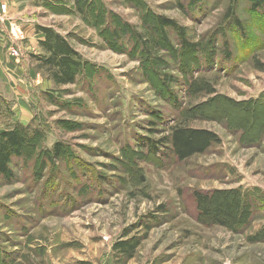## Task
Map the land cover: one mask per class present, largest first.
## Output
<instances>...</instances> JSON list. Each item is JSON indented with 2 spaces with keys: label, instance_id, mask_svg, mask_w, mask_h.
Listing matches in <instances>:
<instances>
[{
  "label": "rangeland",
  "instance_id": "obj_1",
  "mask_svg": "<svg viewBox=\"0 0 264 264\" xmlns=\"http://www.w3.org/2000/svg\"><path fill=\"white\" fill-rule=\"evenodd\" d=\"M43 1L0 5L12 25L0 131H40L13 180L0 179V264H264V239L248 240L264 228V6L235 0L238 28L225 21L233 0H91L84 15L73 0ZM28 9L42 15L29 35L15 22ZM159 15L205 50L181 48L169 30L145 54L134 32ZM38 26L70 37L84 68L73 84L55 87L36 69ZM179 125L219 142L177 161L164 139ZM56 142L69 153L53 167L43 156ZM232 189L257 197L248 226L199 222L193 192ZM135 239L131 258L113 249Z\"/></svg>",
  "mask_w": 264,
  "mask_h": 264
},
{
  "label": "trees",
  "instance_id": "obj_2",
  "mask_svg": "<svg viewBox=\"0 0 264 264\" xmlns=\"http://www.w3.org/2000/svg\"><path fill=\"white\" fill-rule=\"evenodd\" d=\"M91 0H73L74 9L83 15L87 12L88 3ZM132 1V0H131ZM139 2V0H133ZM238 2V0H236ZM251 10H259L264 6V0H245ZM235 0L230 4V9L225 15V21L233 22L237 27L240 23L235 16ZM154 28L136 33L135 38L142 44L145 54L154 55L159 49V38L167 42V31L171 30L177 35L178 44L186 50H205L203 43H190L185 34V29L179 27L174 21L161 15L155 17ZM125 28L128 29L126 25ZM42 34L43 39L39 40L38 47L42 50L39 54L31 55L35 61L36 69L49 78L55 87H63L73 84L76 77L84 70L78 52L70 41V37L58 34L48 27L36 28ZM152 31V32H151ZM226 44V43H225ZM208 45L214 46L212 41ZM260 68H264L261 65ZM191 88L197 92L204 91L205 87L201 82L191 83ZM262 116V113L259 117ZM258 117V118H259ZM40 135L37 129H30L28 126L17 124L14 127L0 131V179L11 182L14 178L12 164L14 159L24 157L29 154V149L36 147V139ZM168 150L174 159L184 161L196 154H202L213 144L219 142L217 135L205 129H193L185 126L174 127L170 135L165 139ZM153 148V143H150ZM68 149L62 142H56L52 148L45 151L43 159L47 165L53 166L56 163L67 159ZM192 198L197 211L199 222L222 226L231 232H240L245 229L254 217L256 199L254 194L241 189L230 191L217 190L214 192L195 191ZM264 239V228L248 238L250 242H259ZM139 245V240L116 242L113 249L119 253H124L126 258L132 257V251Z\"/></svg>",
  "mask_w": 264,
  "mask_h": 264
},
{
  "label": "crops",
  "instance_id": "obj_3",
  "mask_svg": "<svg viewBox=\"0 0 264 264\" xmlns=\"http://www.w3.org/2000/svg\"><path fill=\"white\" fill-rule=\"evenodd\" d=\"M42 2H44V1L43 0H0V5L6 6V4H7L11 7H14V9L10 8L11 11L17 12V11H19V9H22L23 7H26V8L30 7L31 10H34L36 8H39L40 7L39 5L42 4ZM24 13H25V16L30 17V19H23L22 17H20L23 15L19 16V14H16L17 17L15 18V20H17V21H15V22L17 23L20 21H26L27 24L22 25V27L25 26L26 34L29 35L30 27H32L31 26L32 24H30V23L37 21L39 18L42 19L41 18L42 15L41 14L36 15L33 12H30V10H29V12L27 11V13H26V11H25ZM9 21H10L9 19H4V17H2V15L0 14V62L1 63H4L5 47L9 44L8 39L5 36L6 32H9V29L12 26V25H10L11 23ZM33 31H34L33 35L35 36V28H33L32 32ZM11 65L12 64H10V62H9V64L6 62V65H3V67L7 66L9 68L7 70L10 71L14 68ZM18 72H20V71H17L16 73H18ZM3 74H4V72H3V69L1 68V65H0V76L3 77ZM4 76H5V74H4ZM1 101H2V99L0 98V102ZM0 116H1V112H0ZM0 130H1V126H0Z\"/></svg>",
  "mask_w": 264,
  "mask_h": 264
},
{
  "label": "built area",
  "instance_id": "obj_4",
  "mask_svg": "<svg viewBox=\"0 0 264 264\" xmlns=\"http://www.w3.org/2000/svg\"><path fill=\"white\" fill-rule=\"evenodd\" d=\"M0 10H2V12H5V7L4 6H1L0 7Z\"/></svg>",
  "mask_w": 264,
  "mask_h": 264
}]
</instances>
